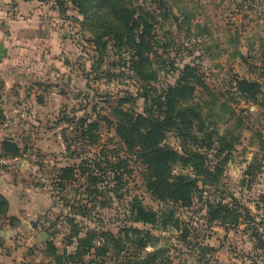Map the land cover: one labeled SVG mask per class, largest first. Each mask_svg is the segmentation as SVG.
<instances>
[{"label":"rangeland","instance_id":"374dc122","mask_svg":"<svg viewBox=\"0 0 264 264\" xmlns=\"http://www.w3.org/2000/svg\"><path fill=\"white\" fill-rule=\"evenodd\" d=\"M17 16L40 17V34L47 29L30 47L36 53L13 59L26 90L42 81L43 102L23 105L12 129L31 149L6 169L16 216L0 218V264H264V0H0L8 50L25 42L10 35ZM243 79L260 85L256 102L240 93ZM35 109L41 117L29 119ZM178 115L193 121L191 135L215 131L234 147L219 153L216 134L210 148L190 137L185 144L170 128L159 147L203 159L164 165L146 134L153 119ZM104 147L120 153L127 172L101 205L79 165ZM199 163L212 174L192 167ZM66 167L77 180L60 186ZM180 173L198 179L188 205L160 196L163 179ZM133 204L174 216L135 222ZM87 237L93 247L70 258Z\"/></svg>","mask_w":264,"mask_h":264},{"label":"trees","instance_id":"16d2710c","mask_svg":"<svg viewBox=\"0 0 264 264\" xmlns=\"http://www.w3.org/2000/svg\"><path fill=\"white\" fill-rule=\"evenodd\" d=\"M133 13L130 14V16L127 17V20L130 21L131 18H133ZM133 22L135 23V26L137 28L140 27V23L137 19H134ZM143 37V35H140ZM4 87V83L0 82V89ZM238 89L240 93L245 96L246 98L257 101L258 96L260 94V85L257 82L250 81V80H240L238 84ZM173 90V89H171ZM176 92L180 90L177 88L175 89ZM172 93V92H171ZM2 115L0 113V121L2 120ZM141 119H144L143 117ZM176 119H179V122L175 121ZM152 120V119H151ZM153 125L151 129L147 132L146 135H150L152 137V147L150 148L151 152L157 153V155H163L164 158V165H169L171 161L179 160L182 161L184 164L183 166H187L189 162H191L192 159H195L197 162L199 160H202L203 158L200 157L197 153L190 152L186 148L184 149V155H180L178 152L165 147H159L160 142L165 137L164 130L173 129L178 132L180 137L184 140V143L186 144V138L190 137L193 142L201 143L202 146L206 145L207 148H210L213 143L214 139L213 136L216 134L218 140V150L219 153H222L226 150H231L234 145L228 141L226 136L219 135L215 131H206L201 135L200 137H195L191 135V129L188 127L190 124H193V121H190L186 117H181V115H178L175 117H167L164 120L160 119H153ZM199 123V128H202L201 125H204V122L201 119H195ZM81 122L83 125H87L89 129H92V127H97L98 123L93 122L89 123L87 118H81ZM86 127V128H87ZM86 128H82V133L86 132ZM89 135H92V131L89 132ZM65 142H66V138ZM21 148L11 141H4L2 144V149L0 151V155L7 156V157H18L21 156ZM89 162L86 161L85 163L79 165L80 167V174L83 177L87 178L88 182V191H89V197L90 199H94L95 201H98L101 205L105 204V201H102V198H111L109 197V193L111 191H118V189L123 187V178L124 174H126L127 169L125 161L122 160V156L120 153L113 149H109L107 147H104L100 150L99 154L97 155L95 161ZM203 163H199V165L195 164L192 165L193 168H195L199 173H207V177L212 174L211 171H204L201 167ZM258 168V166H256ZM73 169L71 167H66L62 170L63 174L61 175V181L60 186H65L64 181H70L74 180L76 181V177L71 178L70 173H72ZM109 171L113 174V177H111V174H109V177L111 178L108 183L105 186H102L101 182L104 180L103 175H108ZM250 173V170H249ZM76 176V174L74 175ZM197 181L198 179L195 177H192L185 173L175 174L173 177H168L167 179H163L162 184L160 186L161 194L160 196L162 198H165V200L173 201V203L178 204V202H182L184 205H188L190 203L191 194L193 191L197 188ZM112 183L113 186H111ZM84 206V205H81ZM176 206V205H175ZM79 209H82L79 207ZM8 211V202L6 199L0 195V213L5 215ZM131 219L135 222H141L144 224H152V223H158L163 222L164 224L168 223L169 220H171L174 216L173 212L170 213V216L166 212H155L152 211L148 213L142 206L133 204L131 209ZM168 218V219H167ZM176 225L178 226V223L176 222ZM49 237V236H48ZM92 239L90 237L87 238H79L78 239V247L76 251L70 255L69 257L74 259L75 257H79L82 259V256H84L93 246L91 244ZM56 249V248H55ZM56 254L57 250H56ZM68 256V255H67ZM65 257V255L63 256ZM58 258H62L61 255H58Z\"/></svg>","mask_w":264,"mask_h":264},{"label":"crops","instance_id":"0c3cea01","mask_svg":"<svg viewBox=\"0 0 264 264\" xmlns=\"http://www.w3.org/2000/svg\"><path fill=\"white\" fill-rule=\"evenodd\" d=\"M13 22L10 23V35L12 38H15L16 41L18 39L23 40V44L20 47H16L15 45H12L8 50V57L12 59V61H3L0 63V82L4 83V87L2 90L0 89V113L3 116L2 120L0 121V151L2 149V144L4 141H11L13 143H16L21 148V156L15 157L18 160L20 158H24L26 156V153L24 151H28L31 149L29 145L25 146L23 145V137H24V131L22 130L20 133H14L13 134V126L15 123H17L18 117L25 116L24 113L26 111L23 109V105H26V103H30L31 107L36 104L40 105L43 102V97L40 95H37V90L43 87L42 81H38L36 83H30L31 85L26 90V84H29L28 78H23L18 74L20 65L22 66V63L13 61L14 55L19 53H27L30 54L34 49L30 47L36 48L39 46L37 43L39 40V37L46 36L47 29L44 31V33L40 34V21L42 18L40 17H12ZM41 36V37H42ZM37 37L36 41H30V38ZM26 40L30 41V45L23 46L26 44ZM39 52V51H37ZM34 59V58H33ZM24 65V64H23ZM35 65V64H33ZM31 64L26 63V68L31 69L33 67ZM8 73H3L4 71H7ZM10 71V72H9ZM2 72V74H1ZM3 75V76H2ZM9 75V76H7ZM35 87H38V89H35ZM29 105V106H30ZM35 105V106H36ZM27 106V105H26ZM12 109L14 112L13 114L16 116L15 122L12 123L11 119V113L7 110ZM30 108V107H29ZM43 110V109H41ZM29 109L27 110V112ZM31 113H28V118L32 119L33 114L34 117L39 114V117H41L42 111H30ZM18 132V131H17ZM38 131H32V135H34V139L36 140V136L38 135ZM17 134V135H16ZM39 138V137H38ZM39 144V143H37ZM58 145V144H57ZM11 172L9 170H5L3 174L0 175V195L3 196L6 201L8 202V211L5 215L0 213V218H10L11 216H16L15 212H13V205H14V195L13 191L16 187V184L11 181ZM18 186V185H17ZM12 218V217H11ZM10 218V219H11Z\"/></svg>","mask_w":264,"mask_h":264},{"label":"built area","instance_id":"2783aa9c","mask_svg":"<svg viewBox=\"0 0 264 264\" xmlns=\"http://www.w3.org/2000/svg\"><path fill=\"white\" fill-rule=\"evenodd\" d=\"M1 25L2 23H0V29ZM17 160V158L0 155V175L3 174L9 166L14 165Z\"/></svg>","mask_w":264,"mask_h":264},{"label":"water","instance_id":"95a60500","mask_svg":"<svg viewBox=\"0 0 264 264\" xmlns=\"http://www.w3.org/2000/svg\"><path fill=\"white\" fill-rule=\"evenodd\" d=\"M6 56H8V49L3 42H0V63L3 62Z\"/></svg>","mask_w":264,"mask_h":264}]
</instances>
